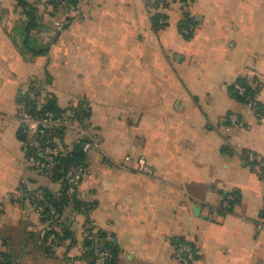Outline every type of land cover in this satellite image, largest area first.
<instances>
[{
	"label": "crops",
	"instance_id": "obj_1",
	"mask_svg": "<svg viewBox=\"0 0 264 264\" xmlns=\"http://www.w3.org/2000/svg\"><path fill=\"white\" fill-rule=\"evenodd\" d=\"M26 1L39 22L29 45L41 55L23 46L28 17L18 1L0 0V252L12 264H88L92 226L117 246L113 264H264V167L243 155L264 160V113L231 93L238 80L257 87L264 110V0L171 3L162 27L151 0H79L75 16L53 0ZM22 94L39 104L54 97L66 112L84 104L97 138L78 193L91 209H64L71 236L55 250L18 193L23 182L60 190L27 159ZM64 127V146L81 150L80 129ZM140 157L151 175L139 171ZM178 238L201 257L179 260Z\"/></svg>",
	"mask_w": 264,
	"mask_h": 264
},
{
	"label": "built area",
	"instance_id": "obj_2",
	"mask_svg": "<svg viewBox=\"0 0 264 264\" xmlns=\"http://www.w3.org/2000/svg\"><path fill=\"white\" fill-rule=\"evenodd\" d=\"M78 1L79 0H59L58 8L66 16H75L77 13ZM185 1L188 0H164L159 2L156 7H152L154 13H160V17L158 18L159 27H162L167 23L162 10L165 11L166 7L170 3ZM153 3L154 1H151V6ZM62 28V24H57L58 32H60ZM191 30L192 27L184 29V33L189 34ZM234 87L237 94L245 99V104L254 110L257 116H262L264 112L257 110L255 104L258 99V95L253 98L245 97L244 86L239 83H235ZM18 112L20 122L25 133V138L23 140L24 150L27 155V159L39 176L52 179L59 164V157L66 155L70 150L66 148L60 140L57 132L59 127L64 126L67 123H72L79 127L82 138L80 147L82 152L88 153L91 149L97 146L96 136L86 130L88 128V122L85 119L83 121L80 119L78 120L75 117L74 110L67 112L65 117H57L53 112H45L43 116H35L28 112L24 103H20ZM229 121L232 126H240V120L236 114H230ZM243 155L247 164L254 167H264V160H260L251 150H244ZM137 163L140 172L148 175L152 174L151 168L147 165L146 160L143 157L138 158ZM85 173L86 168L84 166L76 163L69 164L63 178L68 197H77L80 184ZM18 193L24 204L27 205V215H35L41 221L42 219L47 218L45 221H42L43 225L47 227L45 232L51 231L52 229L58 231L60 230L61 226L56 223L57 217L59 216L57 209L54 205L45 200L44 192L40 186H34L23 182L19 185ZM232 199V196H230L229 200ZM44 208H47L46 214L44 213ZM98 232L99 231L92 226L87 229L84 233V239L90 240L91 243L88 246H83V251H91L93 253V264H110L112 255L109 249L103 247V239L99 237ZM107 239H109V237H107L106 240ZM46 241L49 244V250H55L61 245V240H59L55 234H50ZM175 251L176 257L179 260H195L200 258L202 255L199 248L189 243L176 245ZM1 261H3V259L0 256V262Z\"/></svg>",
	"mask_w": 264,
	"mask_h": 264
},
{
	"label": "trees",
	"instance_id": "obj_3",
	"mask_svg": "<svg viewBox=\"0 0 264 264\" xmlns=\"http://www.w3.org/2000/svg\"><path fill=\"white\" fill-rule=\"evenodd\" d=\"M17 1H18V6L20 7V9L28 17V23H27V27H26V38H25L23 46L26 48L27 52H30L32 55L36 56V55L44 54L46 52V49H44V48L43 49H36V48H32V46L29 45V42L31 40V33L34 30L39 29V22H38V18L36 16V12H37L36 8L33 5L29 4L26 0H17ZM162 1H164V0L154 1L152 7H156L159 4V2H162ZM53 3L57 8L59 7V0H53ZM159 17H160L159 12H156L153 15V22L158 27H159V25H158V18ZM188 27H189V25H185L183 29H188ZM236 83H239L245 87V97L253 98L254 96L258 95L259 89L257 87L254 88V87L248 85L243 80H238ZM35 90H36V88L33 85V88L31 91H35ZM39 93H40V89L38 88V90L36 91L35 94L37 96H39ZM231 93L236 99H238L240 102L245 104V102H246L245 99L240 97L237 94L234 85L231 87ZM19 101H20V103H24L25 106H26V104H28V106H26V109L28 110V112H30L31 114H33L35 116H43L45 114V112H53L57 117H65V115L67 114L66 111L61 110L58 107V105L56 103V99L54 97L45 98V99H43L42 103L39 104L38 101L30 100V98L27 94H24V95L22 94L20 96ZM255 104H256L257 110H261L264 112L263 107L260 104L258 99L256 100ZM70 110H74L75 117L78 120L79 119L82 121L84 119L86 121L88 120L89 111H88V108L84 106V104L81 103L80 105H78V106H76ZM64 128H65L64 126H61L57 129V132H58V135L60 137L61 142H62V136L64 134ZM21 138H22V140H24V138H25V133H24L23 128L21 131ZM81 142H82V140H81ZM80 147H81V144H80ZM84 154H86V153H84L82 151L79 152V151H77V147H74L71 150H69L66 155L59 157V159H58L59 164L55 170L53 178L51 179L53 181L60 182V190L57 193L50 192L49 190L40 187L44 192L45 200L47 202H50L52 205H54L56 207L57 213L59 215V219L63 215L64 209L68 206H72L73 208H75V210H78V211L84 212V213H88L91 209L90 206L85 205L79 201L78 195L75 198L68 197L66 194V188H65L64 182H63V178H64V175L66 173V170H67L69 164L76 163V164L82 165L86 168V166L84 165V162H83ZM44 209H45L44 213L46 214L47 208H44ZM46 219H42V221L43 220L45 221ZM58 225L62 226L59 231L52 229L51 231L45 232V234L43 236L38 235L39 237H41L43 244L45 243L47 236L50 234H55L56 237H58L59 240H61L62 242H63V240H65L71 236L70 228L68 226H66L64 222H60ZM98 233H99V237L101 239H103V247L109 249V251L112 255V257L110 259V264H113L116 257H117L118 248L116 245H114L112 243V241L110 239L106 240V238L108 236L104 232L99 231ZM32 235L35 236V234H32ZM90 243H91L90 240L83 239V245L84 246H88V245H90ZM186 243L192 244V243H190L184 239H181V238H178L175 241V245L186 244ZM47 249H49V248L47 247ZM0 256L3 259V261H1L0 264H12V256L10 253L0 252ZM84 257L88 260V264H93L94 255L91 251L84 252Z\"/></svg>",
	"mask_w": 264,
	"mask_h": 264
},
{
	"label": "rangeland",
	"instance_id": "obj_4",
	"mask_svg": "<svg viewBox=\"0 0 264 264\" xmlns=\"http://www.w3.org/2000/svg\"><path fill=\"white\" fill-rule=\"evenodd\" d=\"M152 2L153 1H155V0H151ZM189 1V0H188ZM188 1H185V2H174V3H178V4H181V5H184V4H186V3H188ZM171 4V3H170ZM162 12H163V10H162ZM165 16V15H164ZM165 18H166V16H165ZM166 20H167V18H166ZM168 21V20H167ZM78 127V126H77ZM79 128V127H78ZM35 216V215H34ZM39 219V218H38ZM60 222H64V218H63V215L60 217V219H59V216L57 217V220H56V223L57 224H59ZM39 224H40V226L41 227H39V229H41L40 230V232H42V235L43 234H45V230H46V226L45 225H43V222L41 221V220H39ZM61 226V225H60ZM62 227V226H61ZM61 227H60V229H61ZM97 230V229H96ZM47 232V231H46ZM48 237H49V235L47 236V239H48ZM64 241V240H63ZM61 242V244H62V241H60ZM49 244H48V242L47 241H45V243H44V246H46V247H48V248H50L49 246H48ZM84 246V245H83Z\"/></svg>",
	"mask_w": 264,
	"mask_h": 264
},
{
	"label": "water",
	"instance_id": "obj_5",
	"mask_svg": "<svg viewBox=\"0 0 264 264\" xmlns=\"http://www.w3.org/2000/svg\"><path fill=\"white\" fill-rule=\"evenodd\" d=\"M26 106H28V104H26ZM79 152H81V150H78Z\"/></svg>",
	"mask_w": 264,
	"mask_h": 264
}]
</instances>
